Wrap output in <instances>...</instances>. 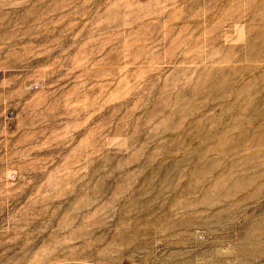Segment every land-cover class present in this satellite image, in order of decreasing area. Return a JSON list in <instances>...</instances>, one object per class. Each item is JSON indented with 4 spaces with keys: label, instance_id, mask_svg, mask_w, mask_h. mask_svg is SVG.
<instances>
[{
    "label": "rangeland",
    "instance_id": "1",
    "mask_svg": "<svg viewBox=\"0 0 264 264\" xmlns=\"http://www.w3.org/2000/svg\"><path fill=\"white\" fill-rule=\"evenodd\" d=\"M0 264H264V0H0Z\"/></svg>",
    "mask_w": 264,
    "mask_h": 264
}]
</instances>
